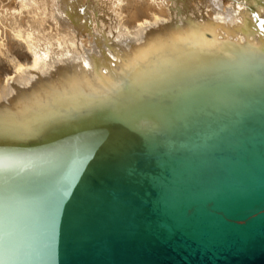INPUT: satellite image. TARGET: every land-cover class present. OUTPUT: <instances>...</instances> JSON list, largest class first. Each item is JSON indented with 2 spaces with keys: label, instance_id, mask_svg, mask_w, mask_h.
Returning a JSON list of instances; mask_svg holds the SVG:
<instances>
[{
  "label": "water",
  "instance_id": "obj_1",
  "mask_svg": "<svg viewBox=\"0 0 264 264\" xmlns=\"http://www.w3.org/2000/svg\"><path fill=\"white\" fill-rule=\"evenodd\" d=\"M259 71L2 143L0 264H264Z\"/></svg>",
  "mask_w": 264,
  "mask_h": 264
},
{
  "label": "bare ground",
  "instance_id": "obj_2",
  "mask_svg": "<svg viewBox=\"0 0 264 264\" xmlns=\"http://www.w3.org/2000/svg\"><path fill=\"white\" fill-rule=\"evenodd\" d=\"M121 1L0 0V29L5 35L0 36V52L4 56L19 53L15 67L19 62H36L26 74L34 77L24 82L18 72L23 86L15 87L7 102L1 103L0 149L5 143L49 136L101 112L117 111L123 99L128 100L125 110L141 109L155 98L206 79L264 72V0H185V8L175 0H160L162 4L128 0L126 6ZM101 9L117 12L110 18L119 19L125 28L118 30L115 23L108 29L90 28L85 20L92 22ZM125 12L128 21L120 18ZM191 13L198 14L189 17ZM176 17L180 20L169 21L166 28L152 26ZM59 27H72L74 32L64 33L67 38ZM32 33L37 37L35 45ZM103 33L115 38L106 39ZM52 37L54 42L44 43ZM62 37L72 43L63 42ZM43 45L51 47L34 48ZM78 45L83 47L78 50ZM1 81L0 101L17 84L9 81L4 86L7 83Z\"/></svg>",
  "mask_w": 264,
  "mask_h": 264
},
{
  "label": "rangeland",
  "instance_id": "obj_3",
  "mask_svg": "<svg viewBox=\"0 0 264 264\" xmlns=\"http://www.w3.org/2000/svg\"><path fill=\"white\" fill-rule=\"evenodd\" d=\"M140 1H143V0H140ZM160 1V0H159ZM158 1V2H159ZM177 3H179L180 5H182L184 8L186 7V4H184V2H185V0H175ZM5 2H6V0H5ZM4 2V3H5ZM122 2V3H121ZM120 2V5H122L123 6V4H124V6H126L127 5V3L129 2L128 0L126 1V0H123V1H121ZM160 4H162V2L160 1L159 2ZM2 4L3 3H1V7H2ZM126 4V5H125ZM130 5V4H129ZM131 6V5H130ZM119 7L118 6H116V9H118ZM100 12H101V14H97L96 13V16H95V18L96 19H94L92 22H91V20L90 19H86L85 20V23L87 24H89L88 26L91 28L92 27V25L94 26V27H96V28H98V29H108V28H110V27H113V24L112 23H115L114 24V26H115V28H117L118 30H120V29H123V28H125V27H123L122 26V24H120V23H118V21H119V19H115V20H112L111 18H110V16L111 15H115V14H117V12H112V11H105V9H101L100 10ZM181 14H182V16H185L186 15V11L184 10V11H181L180 12ZM198 13H200V14H202V13H205V14H209L207 11H198ZM198 13H191L190 14V16L189 17H195ZM106 15V18L105 17H103V15ZM83 15H85V14H83ZM108 16V17H107ZM128 16H129V13L128 12H125V13H123L122 15H120V18L122 19V21L123 20H127L128 21ZM52 19H50V21H51ZM178 20H180V18L179 17H176V18H173V19H168V20H166V22H164V20H159L160 21V25H159V23L158 24H153L152 26H153V28L154 29H156V28H158V27H163L164 26V28H166L167 27V25H169L168 23H171L172 21H178ZM169 21H171V22H169ZM120 22V21H119ZM52 27L55 29L56 28V24H55V21H52ZM62 31H64L63 32V36L66 34L67 36H69V34H71V33H73L74 31H73V28L72 27H63V28H61V27H59ZM69 28V29H68ZM52 30V32L54 33L55 32V30ZM72 29V30H71ZM1 30V29H0ZM66 31V32H65ZM70 31H71V33H70ZM73 31V32H72ZM109 32V33H108ZM65 33V34H64ZM69 33V34H68ZM107 33L108 34H110L111 32L110 31H107ZM107 33H103L104 34V36H105V38L107 39V38H109V39H111L112 37H114V36H112L111 38L107 35ZM64 36V37H67V36ZM0 36H3V34H2V30L0 31ZM5 36V35H4ZM3 36V38H5ZM31 36V35H30ZM31 37L33 38V39H31ZM30 37V40H31V44H33V45H35V41L34 40H36L37 39V37L36 36H33V33H32V36ZM64 37H62L61 38V40L63 41V42H66V43H72L71 41H70V39H66V38H64ZM64 38V39H63ZM68 38V37H67ZM115 38V37H114ZM126 38H128V39H130V38H132V35L131 34H129L128 35V37H126ZM52 39V40H51ZM51 39H49V40H46V41H44V43L45 42H50V41H52V42H54V37H52ZM67 40V41H66ZM0 41H2L1 39H0ZM70 41V42H69ZM80 43H81V41H80ZM120 43H121V41H120ZM119 43V44H120ZM37 44V43H36ZM84 45V44H83ZM83 45H78L79 47H77V49L79 48V49H81L82 47H83ZM4 44H1V47L2 48H4ZM117 46V44L115 45V46H112L111 47V49L110 50H112L113 48H115ZM50 48L51 46H48V45H43V48H42V46L41 47H37V46H34V48L36 49V50H38V51H41V50H43V49H48V48ZM42 48V49H41ZM86 48V47H85ZM78 49V50H79ZM109 50V51H110ZM109 51L108 52H106L105 50L103 51V52H105V53H109ZM100 52H102V50H100V51H98V52H96L97 54L98 53H100ZM6 53H8V55L6 54V56H4L3 55V53H1L0 52V80H2L3 82H5V83H7V84H5L4 86H6V85H8V83H11V82H13V81H16L17 82V84L16 85H13L12 86V88H10L9 90H7V92H8V95H6V97H4V98H1V101H0V107L2 106L1 105V103H5V102H7V100H8V98L12 95L11 94V91H13V89H15V87L17 88L18 86V88H20V87H22L23 86V83H21V79L19 80V79H17V76L19 75V73L21 72L22 73V78H24L22 81H24V82H26V81H28L29 79H31V78H33V77H28L27 78V71L29 70V69H32V65L34 66V64H36V62H19V64H18V67H15L14 66V64L16 63V62H13V61H15V60H17L16 59V55L18 56L19 55V53H15L16 55L14 56L12 53H10V52H6ZM10 53V54H9ZM8 57L9 58H11V59H14V60H11V59H8ZM4 58V59H3ZM6 60V61H5ZM20 60V59H19ZM23 63V64H22ZM65 64V63H67V62H57L56 64H52V65H50V66H48L47 68H46V70H49V69H51V68H53V67H55V66H58V65H62V64ZM78 64H81L82 62H77ZM20 65V66H19ZM30 66V67H29ZM2 67H3V69H2ZM15 67V68H14ZM8 69V70H7ZM10 69V70H9ZM24 69V70H23ZM3 70H6V71H3ZM46 70H44L43 72H41L40 74H43V73H45L46 72ZM19 72V73H18ZM23 72H25V74L23 73ZM31 72V71H30ZM9 74V75H5V74ZM31 73H34V71H32ZM16 74H17V76H16ZM16 76V78H15V76ZM14 76V77H13ZM1 77H4V79L3 78H1ZM6 77V78H5ZM13 78V79H12ZM6 79V80H5ZM15 79V80H14ZM1 81V82H2ZM9 81H11V82H9ZM3 84V83H2ZM10 92V93H9ZM5 95V94H4ZM3 99V100H2Z\"/></svg>",
  "mask_w": 264,
  "mask_h": 264
}]
</instances>
